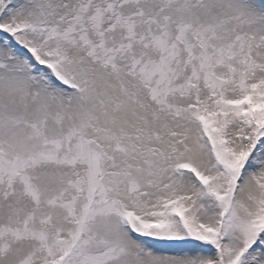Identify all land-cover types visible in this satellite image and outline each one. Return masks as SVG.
<instances>
[{"label":"snow or ice","instance_id":"obj_1","mask_svg":"<svg viewBox=\"0 0 264 264\" xmlns=\"http://www.w3.org/2000/svg\"><path fill=\"white\" fill-rule=\"evenodd\" d=\"M0 264H264V0H0Z\"/></svg>","mask_w":264,"mask_h":264}]
</instances>
